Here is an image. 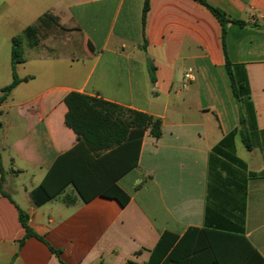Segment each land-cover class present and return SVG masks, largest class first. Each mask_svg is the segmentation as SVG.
Returning a JSON list of instances; mask_svg holds the SVG:
<instances>
[{
	"label": "crops",
	"instance_id": "obj_1",
	"mask_svg": "<svg viewBox=\"0 0 264 264\" xmlns=\"http://www.w3.org/2000/svg\"><path fill=\"white\" fill-rule=\"evenodd\" d=\"M30 1L0 0V96L13 82L12 39L45 15L58 19L45 29L60 31L25 45L16 73L29 80L0 105V264H147L163 235L179 241L191 229L244 237L261 264L264 0H206L246 24L227 25L226 54L220 22L194 0H150L145 26V0ZM227 60L249 84L253 119L235 97ZM72 92L162 120V136L146 131L136 167L108 187L86 188L103 177L85 172L100 158L70 154L79 144L65 123ZM69 176L85 181L89 201ZM46 180L48 194L60 193L37 205L32 193ZM21 212L36 236L27 238Z\"/></svg>",
	"mask_w": 264,
	"mask_h": 264
},
{
	"label": "trees",
	"instance_id": "obj_2",
	"mask_svg": "<svg viewBox=\"0 0 264 264\" xmlns=\"http://www.w3.org/2000/svg\"><path fill=\"white\" fill-rule=\"evenodd\" d=\"M194 1L206 7L220 22L222 26L223 48L226 54L227 25L234 23L245 26L246 24L242 21L230 19L223 10L212 6L206 0ZM149 7L150 0H145L142 14L143 26L146 23ZM48 19H54L55 23L58 21L57 18L51 15H45L40 18L38 26H30L22 34L12 39L13 82L2 89L0 105L20 83L29 80V78L20 79L16 73V67L26 61L24 56L26 44L30 47H37L39 45V28L44 23L46 24ZM227 67L232 77L235 97L239 103H244L247 116L253 119V106L248 102L251 95L249 84L247 81H244L240 82L239 87H237L233 73L231 72V64L228 60ZM152 79L155 81V76ZM65 103L68 108L65 123L79 138V144L70 154L85 150L88 154H93L97 158H100V161H97L98 163H94V168L90 167L91 170L87 168L85 172L89 175L93 171H98L101 172L103 177L101 181L90 179L92 181H88L86 188L99 182H104L106 187H108L114 183V180L122 172L124 173L136 167L141 141L146 131H150L151 136L156 139L162 136V120L160 118L78 92L70 93L65 98ZM244 121L245 119L242 118V123ZM234 134L235 132L231 136ZM244 142L251 149V146L247 144V139H244ZM0 169L3 172L1 162ZM65 181H68V183L75 187L85 202L89 201V198L85 194L84 180L81 182L78 178L69 176L65 178ZM46 184L47 180L32 193V197L37 205H43L60 193L54 195L48 194ZM100 184L102 185V183ZM119 198L121 199L122 197L118 196ZM70 201L69 196L65 197L64 202L66 204H69ZM20 221L27 231V238L36 236L29 226V216L26 213H20ZM237 238L245 244V247L242 243H237L239 242ZM247 248H249V251ZM52 251L56 255H60V251L53 248ZM253 252V246L248 240L237 234L206 229H191L179 241L176 236L163 235L156 248L152 251L150 262L147 264H260L252 258ZM259 259L261 264L264 263L261 257Z\"/></svg>",
	"mask_w": 264,
	"mask_h": 264
},
{
	"label": "rangeland",
	"instance_id": "obj_3",
	"mask_svg": "<svg viewBox=\"0 0 264 264\" xmlns=\"http://www.w3.org/2000/svg\"><path fill=\"white\" fill-rule=\"evenodd\" d=\"M45 1L48 3V1L51 2L52 0H45ZM34 3H35V0H31L30 1V5H34ZM3 20L0 19V23L1 24H5V32H6V21H3ZM30 21H31L30 17H28V14H26L25 21H23V23L28 24V23H30ZM51 23L58 24V21H57V23H55V20L54 19H51V20L48 19L47 20V23L46 24L44 23L43 26L41 27L40 31H39V34L41 35V37L44 36L43 34H46V35L52 34L53 35L55 32L60 31L59 26H55V27L53 26V28H50V30L45 29L46 25L47 24H51ZM15 32H16V30H11L10 31V33H15ZM60 34H62V33H60ZM60 44L61 43H59V46H60ZM54 45H56V44H54ZM75 45H76V49H79V47H81L80 40L77 38V36L75 37ZM233 77H234V81H235L237 87H239V80L235 77V74H233ZM242 104L244 105V103H242ZM244 107H245V105H244ZM8 158H9L8 157V154H6V162L8 161ZM16 183L17 184L27 183V180L25 178H20V179H17L16 180Z\"/></svg>",
	"mask_w": 264,
	"mask_h": 264
},
{
	"label": "built area",
	"instance_id": "obj_4",
	"mask_svg": "<svg viewBox=\"0 0 264 264\" xmlns=\"http://www.w3.org/2000/svg\"><path fill=\"white\" fill-rule=\"evenodd\" d=\"M185 79L188 80V81H192L193 80V75H192V72L190 70L188 72H186ZM185 86H187V83L184 84V87Z\"/></svg>",
	"mask_w": 264,
	"mask_h": 264
},
{
	"label": "water",
	"instance_id": "obj_5",
	"mask_svg": "<svg viewBox=\"0 0 264 264\" xmlns=\"http://www.w3.org/2000/svg\"><path fill=\"white\" fill-rule=\"evenodd\" d=\"M264 30V27L262 28ZM148 65L150 66V60L147 61Z\"/></svg>",
	"mask_w": 264,
	"mask_h": 264
}]
</instances>
